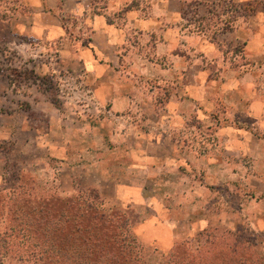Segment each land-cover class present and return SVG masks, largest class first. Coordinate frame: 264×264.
<instances>
[{
  "label": "crops",
  "instance_id": "0c3cea01",
  "mask_svg": "<svg viewBox=\"0 0 264 264\" xmlns=\"http://www.w3.org/2000/svg\"><path fill=\"white\" fill-rule=\"evenodd\" d=\"M4 40L56 54L65 72L66 106L44 104L48 130L28 143L58 164L62 195L83 185L106 206L148 209L141 226L172 249L170 202L188 176L221 202L244 183L249 228L264 234V0H0ZM211 118L232 124L210 130Z\"/></svg>",
  "mask_w": 264,
  "mask_h": 264
},
{
  "label": "rangeland",
  "instance_id": "374dc122",
  "mask_svg": "<svg viewBox=\"0 0 264 264\" xmlns=\"http://www.w3.org/2000/svg\"><path fill=\"white\" fill-rule=\"evenodd\" d=\"M27 48L29 46L24 41L0 42V191L2 188L8 190L3 196L11 195L9 190L13 188L17 193L26 191L45 200L60 198L69 202L80 199L84 203H101L103 206L99 205V209L102 212L125 216L132 234L143 246L144 250L141 252L146 256L148 264H167L168 255L173 251L181 253L182 249L188 250L191 257H201L200 264H264V234L249 228L245 215L254 209H247L250 190L244 183L237 190L241 200L233 196V191L225 186V191L221 192H225L226 198L221 202V196L214 186H209L203 195L200 190L194 191V187L201 180L198 175L188 176L189 171H185L183 175L188 176V180L179 182L183 186L177 190L176 194L179 196L170 202L173 215L178 220L174 232L175 245L172 249L166 247L165 238L158 241L152 230L145 231L141 226V221L154 213L148 209L130 205V208L125 209L113 204L106 206L105 200L96 189L83 185L72 195H62L58 164L50 157L46 147H33L28 143L34 135L31 130H48L49 118L42 111L44 104L47 105L50 101L56 107L64 108L66 103L60 96L71 93V90L62 87V81L66 78L65 72H53L52 64L58 60L56 54L44 55L38 51L35 53L38 56L32 57L26 53ZM67 106L71 107L68 112L71 114L75 105ZM70 121L69 128L78 126L77 122ZM211 121L213 125L210 130L232 124L231 120L218 118H211ZM84 123L93 125L90 118L84 119ZM257 133L264 140V134L259 130ZM20 175L22 182L18 185L15 178ZM201 220H207L209 224L204 231L191 229V223L199 225ZM49 223L52 226V222ZM6 224L7 222L0 221V230L4 231ZM15 225L19 226V222ZM24 232L15 234L10 240L24 252L25 248L29 249L28 252L17 254L3 244V250L9 253L0 258L4 260L3 264H35L38 254L33 251L37 246L42 248V264L59 262L60 254L57 250L51 251V234L34 238L32 230ZM200 234L205 235L201 237ZM57 239L58 235L56 241Z\"/></svg>",
  "mask_w": 264,
  "mask_h": 264
},
{
  "label": "trees",
  "instance_id": "16d2710c",
  "mask_svg": "<svg viewBox=\"0 0 264 264\" xmlns=\"http://www.w3.org/2000/svg\"><path fill=\"white\" fill-rule=\"evenodd\" d=\"M21 178V175L15 178L18 185ZM6 191V188L0 191V221L7 222L5 230H0V258L9 254L3 250V244L10 251L26 254L29 249L25 248L24 252L10 239L30 229L34 238L51 234V251L57 250L60 254L61 261L57 264H148L141 252L143 246L132 234L125 216L102 212L99 205L103 204L84 203L80 199L69 202L60 198L45 200L26 191L17 193L13 188L9 190L11 195L3 196ZM16 222L19 226L15 225ZM41 249L37 246L33 251L38 254L35 264L44 262ZM181 251L170 253L167 264L201 263V257H191L185 249ZM19 261L23 262L22 259ZM3 263L4 260L0 259V264Z\"/></svg>",
  "mask_w": 264,
  "mask_h": 264
}]
</instances>
